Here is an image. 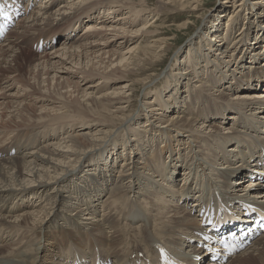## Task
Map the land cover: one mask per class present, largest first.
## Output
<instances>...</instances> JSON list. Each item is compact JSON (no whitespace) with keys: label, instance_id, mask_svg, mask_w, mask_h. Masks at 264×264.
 Masks as SVG:
<instances>
[{"label":"bare ground","instance_id":"1","mask_svg":"<svg viewBox=\"0 0 264 264\" xmlns=\"http://www.w3.org/2000/svg\"><path fill=\"white\" fill-rule=\"evenodd\" d=\"M2 1L20 15L0 39V264H164L165 253L176 264H264L263 8L240 31L242 7L254 5L226 0L225 27L211 20L162 79L153 71L177 34L161 35L157 19L202 0ZM34 45L37 73L25 77L13 62ZM242 82L254 91L242 94ZM216 119L232 134L197 126ZM116 163L120 174L108 175ZM176 176L191 181L174 191ZM225 233L237 251L221 244Z\"/></svg>","mask_w":264,"mask_h":264},{"label":"rangeland","instance_id":"2","mask_svg":"<svg viewBox=\"0 0 264 264\" xmlns=\"http://www.w3.org/2000/svg\"><path fill=\"white\" fill-rule=\"evenodd\" d=\"M225 1L226 0H202L201 4H200V7H198V10H196V12H188L186 10H182L183 11L182 12L181 10L178 9L177 12L176 11L167 10L166 13L160 15V17L157 19V23H155V25H157L159 27L158 30H160L161 35H163L165 33L164 37H169L170 38V37H173L175 34H177V41H176V43L174 42L172 44V48H170V50L167 52L169 56L166 57L164 62H160V65L157 66V70L153 71V72H155V73L160 72L161 73V78L163 79L165 77L164 74L169 69V66L171 65V63L179 65V60L175 59V55H177V53L179 51H182L185 54L187 49H188V47H189V42L191 40L190 38H193L195 35H198L199 33H200V35H204V33H205L204 30L205 29L207 30V26L210 27L212 25V23H213V22H211V20L213 21L215 19L216 20L218 19V21L220 23V26H222V29H223V27H225V25L227 24L228 15H229V13L232 10L231 4L229 2H225ZM237 1H240V3H243V0H236V2ZM154 2H155L154 0H150L148 5H150V7H154L155 6ZM246 2L247 3L250 2L254 6H252V5L249 6L248 10L247 9L244 10V7H242V10L240 11V17L242 18V21H241L242 25H241L240 31H244L245 30L244 26L248 25L249 20L253 21L254 24L256 25L257 21L254 20V19L257 18L256 17L257 14L255 12V7H261V8H263V11H264V0H246ZM246 6H248V5L246 4ZM170 7H172V6L170 5ZM240 7H241V5L238 7V9H240ZM181 13H182V15H181ZM182 23L187 24L189 29L188 30L187 29L181 30L178 26L180 24H182ZM222 33H223V31H222ZM204 36H205V39H206V34ZM252 37H253V34L250 36V39H252ZM174 38H176V37H174ZM199 39H200L199 36H197L194 40L197 42ZM58 40H59V42H58L57 47H59L60 46L59 43H62V41L64 42L66 40V38H65V40H63V36H62V37L58 38ZM173 40L175 41V39H173ZM30 49H32V50H28V53L24 54V57H23L22 61L20 60L21 62H19V64L13 62V65L16 66V67H19V72H20L21 75H23L25 77L33 78L34 73H37V72H34L36 69L34 68L33 59L37 57L38 53L33 51V50L36 49L35 45H34V47H30ZM42 51H43V45L40 46L39 54L42 53ZM49 51H50V49H48L46 52H49ZM178 58L180 59V61L183 59V58H180V56H178ZM10 60H12V59L10 58ZM260 65H264V64L261 63ZM175 71L177 72V70H175ZM239 75H240V73L238 74V76ZM161 78H160V80H161ZM123 81H125V80H122L120 82H123ZM234 85H236V83H234ZM249 85L250 84L246 85L244 82L241 83V86H243V88H247V90L241 89L242 94H246L249 91H250V93L254 91V88H252V89L248 88V87L251 86V85L250 86ZM208 86H212V84H208ZM113 88H114V86H108L107 88H102L100 90L99 94H97V97L100 96L101 93H104V92H107V91L110 92ZM213 88H214V90L218 89V88H215V87H213ZM137 94L138 93H136L135 97H134L135 112H136V110H140V106L142 104V102H141L142 101V93H140V95L138 97H137ZM240 95H241V93H235L233 91V92H231V96H229L230 100H229V98H226V99L231 102V101H233L231 99L239 97ZM165 99H167V98H165ZM261 107H264V105L262 104ZM261 110H258V111H260L262 114H264V108H261ZM155 113H161V111L160 112H155ZM257 113L260 114L259 112H257ZM169 114L170 115H168L166 117L167 119H170L173 116V114H171L170 112H169ZM178 114L179 113H177L176 115H178ZM156 115H158V114H156ZM230 116H232V115L231 114L230 115L225 114V115L222 116V119L224 117L228 118ZM232 117H234V116H232ZM223 120H226V118H224ZM219 121H220L219 119L213 120V122H214L213 125H212L213 122L210 123V121H206L205 124L206 125H210V127H207V126L204 127V126H202L204 124H200L199 122H198L197 126H199V128L201 129V131L203 133H207V134L213 133V132H215V130H217L216 132H220L221 135H223V134L224 135L232 134V132H233L232 131L233 130L232 122L230 121V124H227V123L223 124L225 127H223L220 130V127L222 125L221 126L219 125V123H220ZM232 121L235 122V125H237V122H238L237 118H232ZM155 123L157 125H161L160 122H158V121L155 122ZM131 126H133V125H131ZM165 126H167V125L163 124L160 127H162L163 129L169 128V127H165ZM37 132H38V135H37L38 137L42 135V132L40 130H38ZM81 132H83V131H78L76 133L78 134V133H81ZM127 137H129V136L127 135ZM184 137H186V136L184 135ZM47 140L48 141L44 142L43 145L49 144V142H50L49 141V137H48ZM40 143H41V140L35 141V138H34L32 140H29V141H24L23 144L19 148H16L15 150L18 153H23L25 151H29L33 146H38ZM121 149L123 150V148H121ZM259 152H260V150H259ZM4 154H5V144L3 143V144L0 145V155L2 156ZM13 154H12L13 156H16V152L15 151H13ZM171 156H172V153H169V154L167 153V154L164 155L162 160H164L167 164H169L170 160H171ZM177 157H179V155L175 156V158H177ZM113 158H115V156H113ZM179 159H181V158H179ZM144 162H145V159H144ZM175 162H176V160H175ZM117 163L119 165H121L122 161H120V158L117 160ZM117 163H116V167L111 169L110 173L108 175H112V176L117 177L118 174H120L119 169H117L118 168L117 167ZM146 172H149V171L146 170ZM246 175H245L244 179L240 180V183L238 184L239 186H237V187H239L238 190H236L237 187L232 190L233 193H235V194H239L240 193V195H241V192L239 191V189H244L243 188L244 185L249 180H251L248 177V171H246ZM174 181H176L177 184H172L173 185L172 189L174 191H177L178 189H181L182 187H184L187 184H189L190 181H191V178L189 180H187V181H183L182 179H179V176H176ZM157 185H158L159 189H161V191L165 188L162 185H160V182L157 183ZM93 188H94V186L90 187L88 189V193H90L93 190ZM247 189H248V191L247 192L244 191L243 193H247L248 194V193H250L252 191H255L256 193L257 192L259 193L258 190H254L252 188H247ZM106 197H104V199H106ZM189 200L191 201V199H189ZM256 202L258 204L261 203L260 200H257V199H256ZM98 211H99L100 215H102V208L101 207L98 209ZM127 230L130 232V234H134L135 233V227H133V226L130 227L128 225L127 226Z\"/></svg>","mask_w":264,"mask_h":264}]
</instances>
